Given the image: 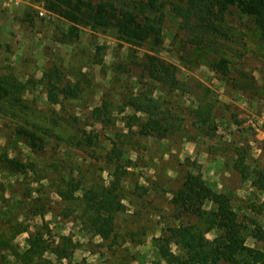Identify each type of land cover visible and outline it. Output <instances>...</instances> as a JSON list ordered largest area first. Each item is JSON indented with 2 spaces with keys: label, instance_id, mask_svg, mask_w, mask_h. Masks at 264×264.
Instances as JSON below:
<instances>
[{
  "label": "rangeland",
  "instance_id": "374dc122",
  "mask_svg": "<svg viewBox=\"0 0 264 264\" xmlns=\"http://www.w3.org/2000/svg\"><path fill=\"white\" fill-rule=\"evenodd\" d=\"M155 2L163 12L159 42L72 23L54 10L65 7L59 0L0 6V76L19 88L0 97V157L27 166L11 173L0 162V264H18L11 248L23 252L30 233L38 232L45 245H71V264H164L154 240L168 227L194 221L176 219L170 204L187 174L227 196L248 231L253 225L264 230V39L235 7L211 34L194 18L177 16L185 0ZM72 28L76 36L69 35ZM104 103L111 122L91 115ZM150 104L155 116L168 120L142 136L137 119L148 116L136 107ZM86 136L96 137L95 144L78 143ZM114 144L130 160L117 172L107 158ZM67 160L83 180L79 198L82 189L108 188L121 175L124 209L115 215L116 239L88 232L77 204L70 207L54 193L52 183ZM216 235L213 230L206 237ZM245 244L264 251L251 236ZM106 245L123 246L109 257ZM44 257L69 264L48 251Z\"/></svg>",
  "mask_w": 264,
  "mask_h": 264
},
{
  "label": "trees",
  "instance_id": "16d2710c",
  "mask_svg": "<svg viewBox=\"0 0 264 264\" xmlns=\"http://www.w3.org/2000/svg\"><path fill=\"white\" fill-rule=\"evenodd\" d=\"M59 1L65 7L61 4L53 5L54 10L72 23L81 22L96 30H112L119 38L125 40L145 41L153 37L156 42H159L163 12H160L155 0H148L147 3L140 5L130 0L133 5L125 4L126 6L116 5L113 1L93 3L90 0H76L74 5L68 1ZM185 2L186 9L177 16L185 20L194 18L198 22V28L203 32L218 34L219 27L216 23L222 21L229 7H235L253 22L264 39V0H185ZM73 30L75 29L72 28L69 32L70 36H76ZM152 65L154 67V64ZM155 70H157L156 65L153 72ZM157 74H160L159 70ZM157 74L152 75V78L159 76ZM18 89L15 84L0 76V97L8 96ZM147 107V109L142 105L136 107L148 116L143 121L137 119L139 129L136 133L142 136L150 134L161 125V122L168 120L166 117L154 115V105L150 104ZM107 110L104 103L94 108L91 115L97 121L111 122ZM198 115L203 116V113L198 112ZM102 117L103 120H101ZM199 121L207 122L205 119H199ZM95 138L86 136L83 140L78 139V143L94 145ZM107 158L112 163L116 162V172L119 171L122 160L125 161L122 168L130 166V160L124 159L122 151L115 144L107 154ZM0 162H4L6 170L11 173L26 172L27 166L23 162L9 158L6 154L0 157ZM53 166L57 171L59 163ZM63 169L62 174H59L58 179L52 183L55 188L54 193L62 202L70 204V207L77 204L81 210L80 221L85 224L88 232H92L102 240L116 239L118 233L115 231V215L124 209L121 203V175H115V179L108 188L96 183L87 189H82L83 194L79 198L75 193L81 189L83 180L74 177V168L69 160L64 163ZM207 201L212 205L209 210L203 208ZM170 204L176 219L187 215L194 221L168 227L164 235L154 240L156 252L164 264H264V251L245 244L246 235L264 243V230L253 225V229L248 231L230 205L229 198L223 194L211 192L201 176L185 175L181 187L172 193ZM213 230L217 231V235L212 240L207 239V234ZM42 235V232L36 235L30 233L27 248L23 252L11 248L12 256L17 263L54 264L44 257V253L48 251L54 254L56 259H68L71 264L72 253L69 251L71 245H62V247L45 245ZM67 241L70 242L71 239L62 238V242ZM116 246L123 245H106V250L110 251L107 253L109 257L115 254ZM172 246L175 247V251L172 250Z\"/></svg>",
  "mask_w": 264,
  "mask_h": 264
},
{
  "label": "built area",
  "instance_id": "2783aa9c",
  "mask_svg": "<svg viewBox=\"0 0 264 264\" xmlns=\"http://www.w3.org/2000/svg\"><path fill=\"white\" fill-rule=\"evenodd\" d=\"M21 2L22 0H0V6L9 9L19 6Z\"/></svg>",
  "mask_w": 264,
  "mask_h": 264
}]
</instances>
